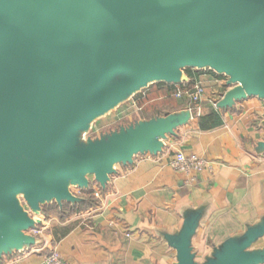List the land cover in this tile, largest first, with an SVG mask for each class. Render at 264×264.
Segmentation results:
<instances>
[{"label":"water","instance_id":"95a60500","mask_svg":"<svg viewBox=\"0 0 264 264\" xmlns=\"http://www.w3.org/2000/svg\"><path fill=\"white\" fill-rule=\"evenodd\" d=\"M263 50L264 0H0V254L27 243L33 226L18 192L34 211L72 201L64 181L104 184L163 133L121 129L66 154L76 130L151 83H180L184 68L237 83L219 108L264 98Z\"/></svg>","mask_w":264,"mask_h":264},{"label":"crops","instance_id":"0c3cea01","mask_svg":"<svg viewBox=\"0 0 264 264\" xmlns=\"http://www.w3.org/2000/svg\"><path fill=\"white\" fill-rule=\"evenodd\" d=\"M258 60L264 65V50ZM190 69L192 84L204 85L200 114L191 119L186 100L175 98L177 109L145 119L135 103L142 88L97 117L93 132L134 123L163 133L154 150L114 164L97 182L105 189L97 206L59 220L22 205L33 223L22 231L27 243L1 253L0 264H39L53 248L64 264H264V98L222 106L214 110L221 125L200 130L204 105L221 103L237 83L209 67ZM178 152L207 165L174 171L169 162Z\"/></svg>","mask_w":264,"mask_h":264},{"label":"trees","instance_id":"16d2710c","mask_svg":"<svg viewBox=\"0 0 264 264\" xmlns=\"http://www.w3.org/2000/svg\"><path fill=\"white\" fill-rule=\"evenodd\" d=\"M193 70L184 68L182 70V81L180 83L154 82L143 89L135 96V103L141 110V116L145 119H153L162 116V111H173L178 108L175 93L178 89H190L193 86ZM146 92V94H143ZM203 106V104H201ZM198 128L200 130H211L221 125L219 115L212 106L204 105V112L198 118ZM120 125L113 127L114 132H118ZM96 181L88 182L86 187L77 188L78 193L71 192L72 201L56 202L51 200L39 204L38 210L45 217H57L59 220L67 219L73 215L87 211L98 205L99 200L94 196V186ZM98 187V186H97ZM72 191V190H71ZM105 189L99 188V193H104Z\"/></svg>","mask_w":264,"mask_h":264},{"label":"built area","instance_id":"2783aa9c","mask_svg":"<svg viewBox=\"0 0 264 264\" xmlns=\"http://www.w3.org/2000/svg\"><path fill=\"white\" fill-rule=\"evenodd\" d=\"M175 98L186 100L187 111L193 117L200 114V105L204 99V85L201 81H196L190 89H178L175 93ZM212 108L217 111L219 110L217 102H211ZM207 163L200 157L186 156L181 152L176 153L173 159L169 162V166L177 172H197L201 171ZM96 198L99 194L94 195ZM39 264H64L59 253L55 248L51 249L50 252L43 258Z\"/></svg>","mask_w":264,"mask_h":264},{"label":"rangeland","instance_id":"374dc122","mask_svg":"<svg viewBox=\"0 0 264 264\" xmlns=\"http://www.w3.org/2000/svg\"><path fill=\"white\" fill-rule=\"evenodd\" d=\"M111 79H110L111 80V82H110L111 84L112 83H117V82L123 81L125 79V76L123 74H118V75L113 76ZM143 93L146 94V92H143ZM126 100H128V97L125 98L123 100L124 102L121 103V104H124ZM103 119H105V118H99L98 119V123H100ZM95 122H96L95 120L93 122H91L90 125H88L87 129H85V130L80 129V130H76L74 132L72 140H71V145L72 146H71L70 150H68V151L65 150L66 154H69L70 151L74 152V153L75 152L77 153V152L85 149L89 143H94V144L99 143L102 138L106 139L110 135H112L114 133H117V132L112 131L113 128H111V127L102 128L101 130H99L97 132H93V125L95 126ZM121 126H125V125L122 124ZM129 126H130V128H135L137 125L133 123L132 125L130 124ZM127 130H125V131H127ZM87 177L89 179V182L94 181L93 175L90 174V175H87ZM64 182H66L67 186H65V187L70 193L71 192L78 193V190H77L76 186L71 184L70 181L66 180ZM97 186H94V189H95L94 193H99V188H103L102 186H98V187ZM24 193L25 192H18V194L15 195L16 202L20 206L26 204L25 201H24Z\"/></svg>","mask_w":264,"mask_h":264}]
</instances>
